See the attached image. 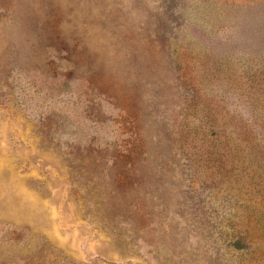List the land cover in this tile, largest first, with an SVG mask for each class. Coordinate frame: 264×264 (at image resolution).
<instances>
[{"label":"rangeland","instance_id":"374dc122","mask_svg":"<svg viewBox=\"0 0 264 264\" xmlns=\"http://www.w3.org/2000/svg\"><path fill=\"white\" fill-rule=\"evenodd\" d=\"M0 264H264V0H0Z\"/></svg>","mask_w":264,"mask_h":264}]
</instances>
